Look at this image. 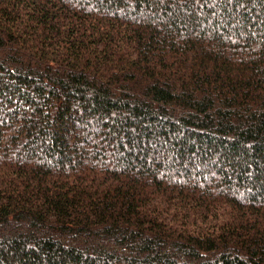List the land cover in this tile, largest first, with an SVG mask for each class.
<instances>
[{
	"label": "trees",
	"instance_id": "16d2710c",
	"mask_svg": "<svg viewBox=\"0 0 264 264\" xmlns=\"http://www.w3.org/2000/svg\"><path fill=\"white\" fill-rule=\"evenodd\" d=\"M0 264H264V0H0Z\"/></svg>",
	"mask_w": 264,
	"mask_h": 264
},
{
	"label": "rangeland",
	"instance_id": "374dc122",
	"mask_svg": "<svg viewBox=\"0 0 264 264\" xmlns=\"http://www.w3.org/2000/svg\"><path fill=\"white\" fill-rule=\"evenodd\" d=\"M215 172H216V173H220L219 169H217Z\"/></svg>",
	"mask_w": 264,
	"mask_h": 264
}]
</instances>
